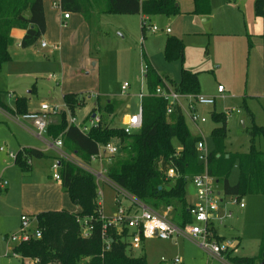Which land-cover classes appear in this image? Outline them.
Masks as SVG:
<instances>
[{
    "label": "rangeland",
    "instance_id": "1",
    "mask_svg": "<svg viewBox=\"0 0 264 264\" xmlns=\"http://www.w3.org/2000/svg\"><path fill=\"white\" fill-rule=\"evenodd\" d=\"M193 3V0H178L181 13L176 15H145L148 20L143 30L144 16L141 14L105 13L106 0H98L96 8L92 10L85 4L86 15L90 18L93 30L92 55L95 57V70H89L92 63L88 65L80 53L76 56L69 53L64 64L60 56L62 50L55 51L52 43L51 46L42 48L40 40L37 45L22 48L20 38L13 35L14 42L9 48L12 59L0 64V101L16 107L17 98L26 97L29 111L36 110L46 101L51 106L62 108L61 113L67 115L69 124L73 117L82 127H89L90 119L95 114L106 116L104 108L110 104L111 111L105 122L110 126L120 127L125 115L138 112L140 99L137 94L142 89L144 92L147 89L142 70V53L145 51L163 77L170 76L178 81L182 66L200 73L201 93L216 95V110L229 115V131L223 148L225 152L241 155L249 152L252 145L257 150L264 151L263 136L252 140L248 132L252 125L248 109L252 112L255 123L264 125V99L254 96L264 93V66L261 53L259 54L263 25L262 18L255 12V0H210L211 12L206 15L192 13ZM96 12L100 14L93 15ZM152 25L159 26L160 30L154 32ZM167 28L171 29V33L166 32ZM170 36H177L184 41L183 64L165 59L164 47ZM62 70H66L63 76ZM51 73L62 77L63 84L65 81L71 85L66 86L64 96L76 93L82 99L85 98V104L77 105L74 113L64 101L63 86L55 84L57 79L50 77ZM125 81L131 83L127 94H123L121 90ZM219 84L225 87L222 94L217 92ZM210 107L212 106H207ZM2 109L0 107V147L14 153H18L21 146L46 147L45 138L48 134L40 136L37 130V134H34L26 127V124H33L32 121L20 118L25 122L22 124L17 120L21 115L11 117ZM208 117L209 121L203 127L207 130L205 138L209 150H213L215 143L211 131L219 124L212 120L211 115ZM59 118V114L54 115L51 122H57ZM186 122L192 134L200 136L197 127L188 118ZM59 137L63 138L62 135ZM114 142L119 144L117 139ZM65 149L73 158L86 163L70 153L68 147ZM6 151L0 150V173L5 171L4 182L7 181L6 185L0 186V264H22L20 255L14 252L17 243L6 240L5 237L19 229L21 214L27 211L21 189L22 181L25 184L43 186L45 182L52 186L57 184L52 179L55 152L44 158H34L32 170L35 173L27 172L22 177V171ZM108 160L103 156L102 160L87 163L98 168L102 163H108ZM240 175V161L236 159L229 181L237 183ZM174 180L172 178L169 183ZM98 186L99 192L101 191L99 201L103 205L105 217H113L121 206L131 214L138 210L114 181L99 182ZM186 189L188 202H196L191 178L188 179ZM32 191L31 198L40 206L45 189L38 186L32 187ZM242 198L246 201V207L241 210L234 208L238 213L232 219L234 227L222 228L226 236L237 237L239 241L241 239L238 249L228 253L226 257L230 260L229 256L238 254L258 256L261 259L264 256L260 251L264 230V194L247 193ZM69 204L70 206H64L65 209L78 211L73 203ZM30 211L31 213L22 215L36 216L38 213L33 208ZM160 211L168 212V209ZM169 214L172 215L171 211ZM129 250L135 256L145 254L149 264H166L161 261L162 257L172 259L175 256H179L183 264H231L208 254L197 241L182 236L171 240L148 239L140 249ZM25 263L33 264V261L26 259ZM259 264H264V259Z\"/></svg>",
    "mask_w": 264,
    "mask_h": 264
},
{
    "label": "trees",
    "instance_id": "2",
    "mask_svg": "<svg viewBox=\"0 0 264 264\" xmlns=\"http://www.w3.org/2000/svg\"><path fill=\"white\" fill-rule=\"evenodd\" d=\"M46 0H0V64L12 59L10 46L14 42L12 31L15 28L26 30L21 40L22 48L36 45L46 33L47 23L44 3ZM105 13L176 15L181 13L178 0H106ZM192 13L206 15L211 12L210 0H193ZM98 0H60V7L66 13H86L85 4L90 10L95 9ZM255 12L263 20L264 42V0H255ZM144 25L142 26V30ZM250 48L252 47L250 38ZM147 66L146 85L150 94L163 84L164 78L175 85L182 93H201L199 72L182 66L178 81L170 76L163 77L150 61L147 53H142ZM164 56L168 62L185 60L183 39L170 36L164 47ZM70 111L76 106L85 104V98L78 94L64 96ZM143 125L139 132L127 134L120 127L110 126L105 122L111 105L105 106L107 115H102L97 125L84 132L79 126L69 124L66 114L61 113L57 122H51L48 136L57 139L63 136L64 146L70 153L91 162V157L99 153V147L114 139L119 141L121 153L107 164V176L131 197L137 198L155 210L171 208L170 217L180 226L192 221L189 212L191 203L187 200V182L195 174L205 171L200 162L197 144L202 139L190 131L185 116L178 109L167 114L165 100L155 96H146L142 101ZM0 107L15 115L29 113L28 98L19 97L15 109L0 101ZM95 111V110H94ZM252 120L248 132L252 140L258 136L264 138V125H257L252 112L248 109ZM211 118L219 126L211 133L215 147L210 150L208 171L217 177L224 192L228 195L242 197L247 193L264 194V151L257 150L254 145L247 153H229L223 150L228 136V119L226 112L214 110ZM62 138V139H63ZM181 147L179 155H176ZM47 155L36 148H22L18 151L15 163L24 172L32 170L34 158ZM240 161L241 175L237 183L229 181V175L235 160ZM61 164L62 185L69 194L72 203L79 207V212L68 209L49 210L36 215L38 226L43 231L41 238L23 242L14 248L19 254L22 264L31 259L35 264H149L147 256H135L130 250L129 232L126 227L118 233L114 227H108L110 242L104 240L103 208L100 204V192L95 176L89 171L68 161L58 158ZM175 167L178 175L174 182L168 178L167 170ZM2 179L0 178V186ZM167 184V185H166ZM80 218L89 219L93 232L89 236L82 234ZM109 218V217H106ZM219 240L221 236H217ZM109 245V248L107 247ZM260 251L264 254V230ZM232 264H259L258 256H229Z\"/></svg>",
    "mask_w": 264,
    "mask_h": 264
},
{
    "label": "built area",
    "instance_id": "3",
    "mask_svg": "<svg viewBox=\"0 0 264 264\" xmlns=\"http://www.w3.org/2000/svg\"><path fill=\"white\" fill-rule=\"evenodd\" d=\"M58 6L60 7V4H58ZM70 16V13L65 12V19H69ZM147 20L148 17L144 16L142 18V24L144 27ZM63 24L66 25V23ZM151 29L156 32L160 30V27L152 25ZM166 32L170 33L171 29L167 28ZM42 46L48 47L49 44L46 41H43ZM52 46L54 49L60 48L57 44ZM142 70L146 81L147 66L145 63H143ZM130 88L131 83L125 81L121 86L122 93L127 94ZM218 92L220 94L225 92L224 85H218ZM149 95L166 101L168 115L173 114L179 109L186 119L188 118L194 125L200 126L199 132L202 139L197 144V151L200 162L205 166V171L191 177L197 198V201L191 203L189 208L192 221L187 223L185 226H180L172 219V217H170L169 212L171 211V208H168V212L155 210L137 198L131 197L124 189L117 185L118 189L127 195V197L131 200V204L135 205L138 210L131 214L128 212V209L121 206L113 217L106 218L103 215V238L109 244L110 239L108 235V227H114L118 233H121L123 228L126 227L130 230V248L136 250L140 249L143 241L148 239L171 240L177 238L178 236L188 237L197 241L208 254L218 257L223 261L224 254L237 250L241 243L238 238L221 235L220 230L222 228H226L230 220L234 218V208H245L246 201L238 195L226 194L222 188L220 180L208 171L210 150L205 138V129L201 126H204L203 124L209 121V117L206 114L201 113L198 108L199 106H214L216 104V97L204 95L202 93H182L177 90L173 83L164 78L163 84L158 86L154 93L150 94L148 89H146V92L142 89L138 94L140 99L138 112L127 114L122 120L121 127L127 134H135L141 130L143 125L142 101L144 97ZM61 112L62 108L58 106H51L49 103L43 102L41 103L39 110L29 112L22 117L25 120H31L41 136L48 133V127L51 123L52 116L58 115ZM99 121L100 116L95 114L90 119L89 127L86 125L82 127L73 117L71 124H75L84 132H87L90 127L97 125ZM53 146L63 148L64 143L62 137L54 139ZM0 150L5 151V148L1 147ZM180 151L181 147L178 148L176 155H179ZM120 153V145L116 142H109L108 144L99 147V153L91 157V162H97L98 159L102 160L104 156L107 160L109 159L108 163H110L111 160ZM8 155L14 160L17 157V153L12 151H8ZM60 156L61 158L71 161L92 173L95 176L98 185L99 182H112L106 173L105 165L108 163H102L101 166L95 168L91 163H81L78 159L73 158L69 153L64 152L61 153ZM29 164H31V161H29ZM52 167L54 169L53 177L56 180L62 181L60 161L55 160ZM166 173L168 178H175L178 175L175 167H170ZM1 184L2 186L6 185L7 181H2ZM89 219L91 218H80V222L82 224V234L84 236H89L94 229ZM218 235L222 237L221 240L218 239ZM42 236L43 231L38 226L37 217L25 214L22 215L19 230L7 236V240H12L19 245L23 242H29L35 238H41ZM107 247L109 248V245ZM161 261L166 264H183V261L179 256H175L172 259L162 257ZM33 264H35L34 261Z\"/></svg>",
    "mask_w": 264,
    "mask_h": 264
},
{
    "label": "crops",
    "instance_id": "4",
    "mask_svg": "<svg viewBox=\"0 0 264 264\" xmlns=\"http://www.w3.org/2000/svg\"><path fill=\"white\" fill-rule=\"evenodd\" d=\"M58 4H60V0H46L45 3H44L47 30H46V33L43 35V37H42V39L40 41L41 47L45 48V47L42 46V42L43 41H46L49 44V46H51L50 43H52V45H55V44L59 45L60 48L54 49V50L55 51H61L62 50L60 56H61V59L64 62V64H65L66 56L69 53L74 54L75 56L78 53H80L82 58L85 60V62L88 65L90 63H92V66L89 67V70H95V57H93V55H92V45H93L92 44V33H93V30H92V25L90 23L89 16L86 15L85 13H71L70 12V14H71L70 18L69 19H65L64 18L65 12L62 11V9L58 6ZM97 14H100V13H98V12L93 13V15H97ZM141 15H143V14H141ZM143 16H145V15H143ZM204 20H206V19H204ZM63 23H66V25H64ZM262 25H263V20H262ZM14 30L12 31V35L16 34V36L20 38V44H21V40H22L23 36L25 35L26 30L19 29V28L16 31H14ZM248 34L252 35L249 32H248ZM262 34H263V30H262ZM262 34H261V38H262ZM260 53H261V57L263 59V60L261 59V62H263V66H264V42H263V39H262V44L260 46L259 54ZM150 61L152 62V60H150ZM152 64H153V62H152ZM153 66H154V64H153ZM99 70H100V67H99ZM65 71L66 70H62V75L61 76H63ZM50 77H53V78L57 79V80H55V84L58 87L59 86H61V87L63 86L62 93H63V97H64V94H65L64 92H66V90H65L66 86H71V85L67 84V82H65V81H64V84H63L62 77H57L56 73H51ZM219 85H222V84H219ZM217 92H218V89H217ZM137 96H138V94H137ZM210 96H215L217 98L216 95H210ZM254 96H256V97H258L260 99H264V93L263 94H256ZM43 102H46V101H43ZM9 106L11 108L15 109V106H11V105H9ZM127 107H129V105ZM39 109H40V107L37 108L36 110H39ZM198 109H199V111L201 113L207 112V113H204V114H207L208 116H210L211 113L214 110H216V104L214 106L210 107V108H207V106H199ZM2 110L4 112L8 113L11 117L17 118V116L15 114L11 113L10 111L4 110V109H2ZM36 110H34V111H36ZM29 112H33V111H29ZM220 112H222V111H220ZM20 118H23V117L22 116L18 117L17 120L19 122H21L22 124H24L25 122H22L23 120L21 121ZM122 120H123V118H122ZM120 126H122V122H121ZM26 127L31 129L34 134H37L36 133L37 132L36 131V127L34 126V124H32V123L31 124H26ZM196 127H197V129L199 131L200 126H196ZM201 127H203V126H201ZM203 128L205 129V134H206L207 130H206L205 127H203ZM190 131H191V129H190ZM212 131H211V133H212ZM228 131H229V128H228ZM53 140H54V138H51L50 136L46 135V138H45L46 147L45 148H41V147H32V148H36V149H39V150L43 151L47 156L50 153L55 152V158L54 157L53 158L55 160H58V158H61V156H60L61 153H64V152L68 153V152L66 151L65 147H63V148H59L58 147L57 148V147L53 146ZM208 147H209V145H208ZM22 148H30V147L21 146L20 149H22ZM7 151H10V150H7ZM33 160L34 159L31 160L32 169H33V163H34ZM15 165L18 166L16 163H15ZM20 171H22V170L20 169ZM31 171H32L31 174L35 173V171H33V170H31ZM22 173L23 174H20L21 176L22 175L23 176L26 175V173H24L23 171H22ZM4 174H5V171L0 173V178L2 179V181H4ZM52 179H54V181L57 182V184L55 186H52L51 184H48L46 182H45V186H43V185H39V184H35V183H33V184L32 183L25 184L22 181L21 189H22V192H23L22 194L24 196L23 197L24 206L27 208V211L23 212L22 214H24L26 212L31 213L30 210H32V208H33V210H36V212L40 213V212L49 211V210H61V209L65 208L64 206H70L69 203L70 202L72 203V201H71V199L69 197L68 192L66 191V189L62 185V181L56 180L53 177V175H52ZM29 186H31V187L29 188ZM38 186H41V187H43L45 189V193H44L45 196L41 200V202L39 204L40 206H37L36 202H34L33 198H31L32 195H33L32 187H38ZM194 196L196 197L195 193H194ZM191 203H194V202H191ZM100 204H101V202H100ZM74 206L78 210L76 212H79L80 211L79 207L76 206V205H74ZM102 208H103V205H102ZM238 209L241 210V208H238ZM234 212H235V217L238 216V213H237L236 209H234ZM22 214H21V216H22ZM20 225H21V222H20ZM20 225H19V228H20ZM231 226L234 227V225L232 223V220L229 222V224L224 229H227V227H231ZM18 230L14 231V232H17ZM222 230L223 229L220 230L221 235L226 236L225 233ZM9 235H7V236H9ZM7 236L5 237L6 240H7ZM235 236H237V234ZM226 237H228V236H226ZM235 238H237V237H235ZM145 241H143V242H145ZM240 243H241V239H240ZM226 256H227V254H224V256H223L224 260L223 261L224 262H227V261L230 262L227 259Z\"/></svg>",
    "mask_w": 264,
    "mask_h": 264
}]
</instances>
